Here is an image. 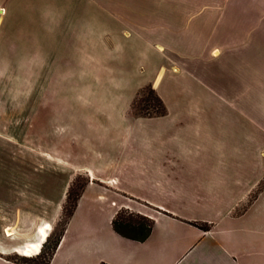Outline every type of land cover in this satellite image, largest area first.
I'll return each mask as SVG.
<instances>
[{"label": "crops", "instance_id": "obj_1", "mask_svg": "<svg viewBox=\"0 0 264 264\" xmlns=\"http://www.w3.org/2000/svg\"><path fill=\"white\" fill-rule=\"evenodd\" d=\"M28 23L65 50L118 42L137 64L82 104L86 153L68 165L87 183L48 264H264V0H0V40ZM148 85L163 115L132 114ZM121 208L152 222L145 241L115 232ZM22 224L0 264L52 226Z\"/></svg>", "mask_w": 264, "mask_h": 264}, {"label": "rangeland", "instance_id": "obj_2", "mask_svg": "<svg viewBox=\"0 0 264 264\" xmlns=\"http://www.w3.org/2000/svg\"><path fill=\"white\" fill-rule=\"evenodd\" d=\"M39 32L32 23L8 26L9 39L0 40V241L13 235L7 227L19 219L24 229L52 222L40 255L21 253L11 258L17 264H45L86 186L84 173L68 165L86 153L82 104L87 108L103 101L109 84L128 81L137 66L118 42H73L65 50V42L56 48L54 41L38 39ZM16 33L24 38L15 39ZM162 110L148 85L135 99L132 114ZM116 218L135 224L148 220L125 208Z\"/></svg>", "mask_w": 264, "mask_h": 264}, {"label": "trees", "instance_id": "obj_3", "mask_svg": "<svg viewBox=\"0 0 264 264\" xmlns=\"http://www.w3.org/2000/svg\"><path fill=\"white\" fill-rule=\"evenodd\" d=\"M159 101H160V99H159ZM163 114H164V106H163V110L161 112L155 113V115H163ZM147 115L150 116V114H147ZM113 227H114L115 232L118 233L119 235H121L127 239L143 242L151 234L152 222L150 220H147L146 223L139 222V223L135 224L134 222H130V221L123 223V222L118 221V219L116 218L113 221ZM48 259L46 260L45 264H48Z\"/></svg>", "mask_w": 264, "mask_h": 264}, {"label": "bare ground", "instance_id": "obj_4", "mask_svg": "<svg viewBox=\"0 0 264 264\" xmlns=\"http://www.w3.org/2000/svg\"><path fill=\"white\" fill-rule=\"evenodd\" d=\"M46 229H49V226H47ZM7 233H8V235H12V231L11 230H8ZM40 236H41L40 242H39V244L36 247H34L35 250L34 251H31V252L22 253L23 256H25V257H33V256H35L36 254H38L40 252V249H41L42 245L45 243V241L48 238V234H47V232L42 231Z\"/></svg>", "mask_w": 264, "mask_h": 264}, {"label": "built area", "instance_id": "obj_5", "mask_svg": "<svg viewBox=\"0 0 264 264\" xmlns=\"http://www.w3.org/2000/svg\"><path fill=\"white\" fill-rule=\"evenodd\" d=\"M113 205H115V203H113Z\"/></svg>", "mask_w": 264, "mask_h": 264}]
</instances>
